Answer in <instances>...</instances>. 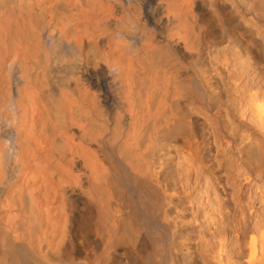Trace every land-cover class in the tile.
I'll list each match as a JSON object with an SVG mask.
<instances>
[{
	"label": "bare ground",
	"instance_id": "obj_1",
	"mask_svg": "<svg viewBox=\"0 0 264 264\" xmlns=\"http://www.w3.org/2000/svg\"><path fill=\"white\" fill-rule=\"evenodd\" d=\"M0 264H264V0H0Z\"/></svg>",
	"mask_w": 264,
	"mask_h": 264
}]
</instances>
